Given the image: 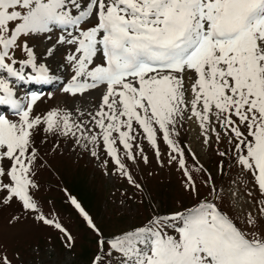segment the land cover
<instances>
[{"label":"snow or ice","instance_id":"1","mask_svg":"<svg viewBox=\"0 0 264 264\" xmlns=\"http://www.w3.org/2000/svg\"><path fill=\"white\" fill-rule=\"evenodd\" d=\"M53 27L65 30L57 43L72 46L66 60L74 74L63 91L75 96L104 89L98 110L89 114L98 133L92 134L88 123L73 120L67 111L34 116L40 97L33 94L24 104L9 83L8 78L49 81L48 69L37 67L27 40ZM16 51L27 57L18 68ZM98 56L101 63L96 62ZM27 66L34 75H25ZM0 73L6 74L0 75V105L18 117L0 114V203L19 202L72 241L59 223L39 211L33 198L38 187L33 179L38 162L33 131L40 125L46 133L71 135L78 144L87 141L84 147L102 140L116 169L136 188L141 186L116 145L123 147L128 160L135 161L139 154L148 163L142 149L133 151L134 124L158 158L159 132L175 153L169 163L177 162L183 171L185 191L199 197L185 153L171 138L190 110L187 118H195L205 144L210 143V133L221 142L217 128L223 129L236 162L254 179L259 193L256 213L249 211L241 227L216 203L198 199L183 212L156 216L143 226L99 239L101 251L93 264H264V232H259L264 220V0H0ZM91 155L97 156L96 151ZM191 155L195 160V153ZM4 160L10 161L7 168ZM196 171L206 170L201 165ZM204 183L210 192L216 191L211 174ZM71 204L102 236L76 199ZM167 227L177 235H169ZM0 264L11 261L0 256Z\"/></svg>","mask_w":264,"mask_h":264},{"label":"rangeland","instance_id":"2","mask_svg":"<svg viewBox=\"0 0 264 264\" xmlns=\"http://www.w3.org/2000/svg\"><path fill=\"white\" fill-rule=\"evenodd\" d=\"M64 31L53 27L52 32L27 40L37 67L43 65L48 69L51 81L49 87L40 90L25 88L26 85H19L12 78H8L9 83L15 97L24 104L33 94L40 97L33 107L34 116H43L52 110L67 111L73 120L88 123L92 134H95L99 129L89 123V114L98 110L104 89L101 87L75 96L63 91L74 74L66 60L72 46L57 43ZM26 58V53L16 51L18 63L14 67L18 68L19 61ZM96 62L101 63L102 57L98 56ZM30 72H33L30 66L24 68L25 75H30ZM0 75L6 76L5 73ZM186 96L191 98L190 85ZM0 114L18 119L13 112L7 111V107L0 109ZM190 115L189 110L185 113V119L178 121L171 138L185 153L186 165L197 180L199 197L185 191L183 171L177 162L169 163L170 156L175 153L171 152L159 132L158 158L146 134L134 124L132 135L136 138L132 141L133 151L139 153L142 149V155L147 156L148 163L139 154L135 161L128 160L123 147L118 143L116 145L126 168L141 186L136 188L116 169L104 150L102 140L95 147L92 144L84 147L87 141L78 144L71 135L46 133L44 125L38 126L33 131L34 146L38 151V162L33 165V179L38 187L33 190V198L39 211L59 223L71 235L72 241L69 243L63 232L54 225L38 221L37 213L25 211L14 200L10 205L0 203V256L6 255L11 264H93L94 257L101 251L97 243L99 239L143 226L156 216L183 212L198 199L216 203L223 212L234 217L241 227H245V218L249 211L256 213L259 199L254 179L236 162L233 145L228 143V137H224L223 129L217 128L221 133V142L217 143L215 135L210 133V143L205 144L195 118H187ZM92 151H96L97 156L91 155ZM219 152L227 154L221 157ZM191 153H195V160ZM2 163L5 168L10 165L8 160ZM201 165L206 170L203 173L196 171ZM208 174L214 178L215 192H210V186L204 183ZM5 182H8L7 178ZM250 192L256 200L248 195ZM73 198L95 223L102 236L88 225L79 210L71 204ZM16 217L18 219H14ZM245 230L251 235L250 229ZM165 231L169 235H177L171 227L165 228ZM259 232H264V220L260 222ZM114 259L118 260L119 257ZM105 264L110 262L105 260Z\"/></svg>","mask_w":264,"mask_h":264},{"label":"bare ground","instance_id":"3","mask_svg":"<svg viewBox=\"0 0 264 264\" xmlns=\"http://www.w3.org/2000/svg\"><path fill=\"white\" fill-rule=\"evenodd\" d=\"M31 75H34V73L32 72ZM13 79H14V80H17V79H15V78H13ZM17 81L21 82L20 80H17ZM27 83H28V82H26V84H27ZM35 85L38 86L39 84L36 83ZM39 86H41V85H39Z\"/></svg>","mask_w":264,"mask_h":264}]
</instances>
